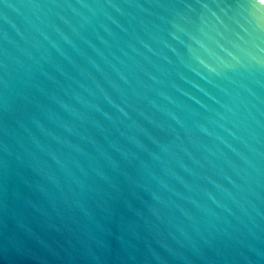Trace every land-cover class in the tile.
<instances>
[{
    "label": "water",
    "instance_id": "obj_1",
    "mask_svg": "<svg viewBox=\"0 0 264 264\" xmlns=\"http://www.w3.org/2000/svg\"><path fill=\"white\" fill-rule=\"evenodd\" d=\"M0 264H264V2L0 0Z\"/></svg>",
    "mask_w": 264,
    "mask_h": 264
},
{
    "label": "snow or ice",
    "instance_id": "obj_2",
    "mask_svg": "<svg viewBox=\"0 0 264 264\" xmlns=\"http://www.w3.org/2000/svg\"><path fill=\"white\" fill-rule=\"evenodd\" d=\"M262 2H264V0H262Z\"/></svg>",
    "mask_w": 264,
    "mask_h": 264
}]
</instances>
